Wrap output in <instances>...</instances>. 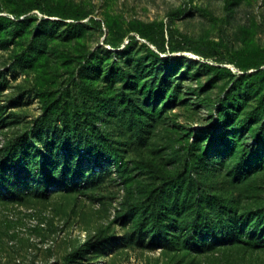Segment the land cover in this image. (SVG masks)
I'll use <instances>...</instances> for the list:
<instances>
[{
  "label": "rangeland",
  "instance_id": "1",
  "mask_svg": "<svg viewBox=\"0 0 264 264\" xmlns=\"http://www.w3.org/2000/svg\"><path fill=\"white\" fill-rule=\"evenodd\" d=\"M9 149L0 264H264V0H0Z\"/></svg>",
  "mask_w": 264,
  "mask_h": 264
},
{
  "label": "trees",
  "instance_id": "2",
  "mask_svg": "<svg viewBox=\"0 0 264 264\" xmlns=\"http://www.w3.org/2000/svg\"><path fill=\"white\" fill-rule=\"evenodd\" d=\"M83 148V147H81ZM84 153V157L82 158V167L87 163L93 160V157L97 154H101L102 149L99 146L91 145L90 150L82 149ZM12 153V158H8L9 155ZM18 150L17 149H9L5 152L3 156L0 157V198L2 201H11L13 198H16L18 195H21L22 198H28L31 194V188L28 184L20 182V180L13 179L11 177V171L14 167V158H17ZM106 162V160L100 159L95 164L94 172L98 167H101L102 164ZM110 162V161H109ZM73 172L71 168L62 169L60 175H54V171H51L47 165L44 163L41 167V177H43V186L46 193H49V190H64L67 193L71 191L70 177L69 175ZM22 188V189H20ZM158 218L156 217V224L155 226L148 231V234L152 235L151 243L155 248L164 247L166 244L171 243L168 239V236H164V229L161 228V224L158 223ZM196 231H198L197 225H194ZM163 232V233H162ZM264 240V236L262 237ZM232 242V243H229ZM231 236H227L224 238L223 241L216 240L215 244H242L244 246H248L249 248L253 247L255 244L256 239H245L241 238L240 240H236V243H233Z\"/></svg>",
  "mask_w": 264,
  "mask_h": 264
}]
</instances>
